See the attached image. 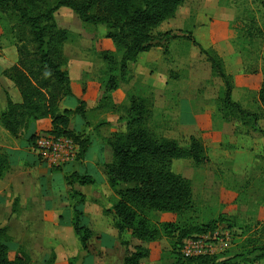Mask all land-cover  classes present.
I'll list each match as a JSON object with an SVG mask.
<instances>
[{
	"label": "rangeland",
	"instance_id": "1",
	"mask_svg": "<svg viewBox=\"0 0 264 264\" xmlns=\"http://www.w3.org/2000/svg\"><path fill=\"white\" fill-rule=\"evenodd\" d=\"M189 1V5L184 7L183 4L181 9L176 10L177 16L175 13L173 19L163 22L151 32L152 35L166 32L178 34L179 38L168 44L169 54L154 55L155 62L141 57L129 64L125 79L118 83V92L110 97L104 96V92L98 103L94 101L95 94L87 96L93 105L90 108L85 106L87 124L79 116H71L69 129L77 130L74 135L80 139L90 137L92 145L88 143V149L89 154H93L97 151L93 142L96 141L95 130L108 126V130L114 131L107 136L102 134L106 142L113 133L125 130L132 100L143 101L147 110L146 121L155 137L174 140L183 149H188L192 137L202 142L208 163L200 166L191 160L172 163V171L191 183V210L181 216L149 214L152 226L160 231V239L154 242L135 245L129 234L122 235L120 239L118 232L115 236L107 234L100 237L102 233L98 230H116L112 226L111 215L104 212L110 209L117 196L107 181L106 192L92 184L85 203L100 205L104 220L90 222L95 231H92L87 252L82 250L74 232L59 234L61 238L57 240V234L54 238L44 236L51 234L49 226L43 236L41 228L30 230L29 234L24 231L14 234L12 228L7 227V236L30 257L32 264H47L51 255L54 256L53 264H93L100 260L123 264L126 250L133 253L135 246L149 250V257L141 260L140 264H195L183 261L179 256V240L182 234L189 233L191 237L203 234H196V231L210 223L229 234L222 247H215L217 255L211 264H264V259L259 258L264 247V107L258 98L259 92L264 89V0H215L219 10L231 11L221 15L202 14L200 8H194V1ZM207 1L210 0H205L204 4ZM200 2L203 3V0ZM54 21L58 29L70 34L62 45L61 55L65 62L63 71L67 72L69 80L72 76L70 88L75 92V97L73 95L71 99H60L58 107L60 112L73 111L78 101L86 99L85 90L90 83L103 90L109 78H119L122 51L105 38L107 30L104 26L83 24L69 9L58 10ZM15 22V17L0 14V55L3 48H12L18 58L16 46L22 45L26 46L27 52L36 51V45L28 34L23 36L27 38L18 41L12 33ZM182 22L181 29L177 28ZM186 38L196 40L203 50L215 52L222 59L227 75L232 77V101L248 114L245 122L236 118L230 122L222 119L219 100L223 84L211 74L205 56ZM104 52L113 55L114 66L103 61ZM84 61L88 63L87 71L82 70L86 65ZM164 76L170 88L163 95H156L152 87L142 83L145 79H153L158 86ZM191 115L196 119L195 129L198 131L193 136L188 133ZM38 121L40 126L32 124L31 129L21 131L16 139L27 140L31 134L37 140L50 137V119ZM25 146L26 143L22 142V149ZM32 146H29V154L23 151L12 154L11 159L17 165L8 171L7 185L4 186V195L11 196L7 197L9 206L19 208L18 199L14 200L16 195L19 200L27 197L37 201L38 209L44 203H47V208L73 206L76 198L72 193L79 184L71 177L74 174L87 175L82 170L84 158L59 167H48L37 154L35 157ZM90 175L96 179L99 177L97 174ZM65 187L68 190L65 191ZM123 187L120 185L118 189ZM165 224H172L178 230L173 235H165L162 228ZM30 225L33 227V223ZM121 240L128 243V248L120 244ZM14 255V251L10 252L11 258Z\"/></svg>",
	"mask_w": 264,
	"mask_h": 264
},
{
	"label": "trees",
	"instance_id": "2",
	"mask_svg": "<svg viewBox=\"0 0 264 264\" xmlns=\"http://www.w3.org/2000/svg\"><path fill=\"white\" fill-rule=\"evenodd\" d=\"M189 0H0V14L13 16L16 22L12 33L18 41L28 34L36 45L35 52H27L26 46H16L17 63L2 73L18 90L21 102L13 103L7 98L6 111L0 115V126L16 138L23 130H29L32 124L43 118L50 119L49 133L54 137L72 138L78 143L79 153L76 159L86 157L88 139L75 136L77 130L70 131L71 116H79L86 125L85 102L78 101L75 110L59 111L62 98H73L70 80L63 71L61 50L69 37V32L57 28L54 16L60 9L71 10L83 24L102 25L107 30L105 38L122 51L119 63V78L111 77L104 86V96L110 97L117 90L127 73L129 64L152 48H161L163 55L169 54L168 44L179 38L172 32L152 35V30L163 22L175 17L176 10ZM20 36L22 38H20ZM181 38L185 36H180ZM199 49L210 65L211 74L218 78L224 87L219 104L222 107V119L230 122L236 118L245 122L248 115L232 101V77L227 75L222 59L215 52L203 50L200 44L186 38ZM103 61L114 66L111 53L102 54ZM47 93V94H46ZM259 102L264 107V89L259 92ZM147 110L141 100H132L129 122L124 131L113 133L106 140L111 150V162L104 165L106 179L111 189L116 191V200L104 213L111 215L112 226L118 237H129L140 242L150 243L160 239V231L153 227L149 214L161 213L181 216L192 208V189L189 180L172 171V163L191 160L196 166L209 162L202 142L190 138L188 149L180 148L174 140L157 138L149 130L146 121ZM29 124V125H28ZM75 134V135H74ZM37 138L31 134L26 143L33 145ZM9 152L0 151V181L10 170ZM80 186L94 184L88 176L74 174L71 177ZM120 185L124 187L118 189ZM72 196L76 202L71 206V226L82 250L88 251L93 232L84 225V205L86 197L76 191ZM165 235H173L178 228L172 224L162 226ZM214 223L197 230L196 234L213 230ZM7 227L0 229V264H32L30 257L19 250L7 236ZM191 235L182 234L178 254L183 261L195 264H211L216 257H197L184 259L180 254L181 245ZM178 241V242H179ZM177 242V243H178ZM123 247L128 243L121 240ZM178 246V245H177ZM14 251L13 258L10 252ZM260 259H264V247ZM149 257V250L135 246L133 253L126 250L123 264H140ZM54 256L47 264H53ZM227 264V263H225Z\"/></svg>",
	"mask_w": 264,
	"mask_h": 264
},
{
	"label": "crops",
	"instance_id": "3",
	"mask_svg": "<svg viewBox=\"0 0 264 264\" xmlns=\"http://www.w3.org/2000/svg\"><path fill=\"white\" fill-rule=\"evenodd\" d=\"M193 1L194 2L192 4H194V8L195 9L200 8V11L202 12V14L211 15V14H215V13H220V15H221L224 13H227V14L231 13V11L229 9L224 11L220 8V10H219L218 4L215 0L214 1H212V0L207 1L205 4H204L205 0H203V3H201L200 0H193ZM189 2H191V1H189ZM189 2L184 3L183 6L186 7L187 5H189ZM192 4H190V5H192ZM182 7H180L179 9H181ZM61 10H67V9L63 8ZM177 12H176V16L178 15ZM182 24H183V22L179 26H176V27L181 29ZM1 53L2 54L0 55V115L6 111L7 98H9L15 104H19L21 102L20 94H19L18 90L15 88V86L13 85V83L11 81H9L8 79H6L4 76H2V73L5 70L16 65L17 56L15 53V50H13L12 48H9V49L3 48L1 50ZM161 54L163 55L161 48H152L149 52L142 54L139 58L147 57V59L149 61L155 62L153 60L154 55H158L160 57ZM86 62L87 61H84V64H86V65H84V67L82 69L83 71L88 70V63H86ZM226 70L229 71V69H226ZM70 81H71V83L73 81V78L71 75H70ZM154 82H155V80H153V79H149V80L145 79L142 83H144L145 85H147L149 87H152L154 89V93L158 96L163 95V93H166V91L170 88V86H168V83H167V77H165V76L162 77V79L160 80V82H162L161 85L157 86V85H155ZM90 84L87 86V88L85 90L86 99H84L85 106L88 108H90L93 105H91V103L87 100V96H89L91 93L95 94L94 95V98H95L94 101H96L98 103L101 99V96L104 93V89L102 90V88L100 86H96L93 83H90ZM72 87H73V84H72ZM118 90L119 89H117L113 94H116L118 92ZM72 94L75 97V92H74L73 88H72ZM95 103H94V105H95ZM189 119H190V122L188 123L189 124L188 133H189V135L193 136V135H196L198 133V131L195 129L196 119H194V117L192 115L189 117ZM35 124L37 126L38 125L40 126L39 121H38V123L36 122ZM107 128H108V126H102V127H99L95 130L96 133H94V134L96 137L95 138L96 141H93V142L97 146V151L93 154H89V149H88V152L86 154V157H85L84 162H83V167H82V170L84 171L83 173H86L88 176H90L93 179V181H94L93 186L98 188V189L100 188L104 192H106L105 190L108 189V185L106 184V181H107L106 175L104 174L105 173L104 165H107L111 162V150L106 145V142L102 138V134H105L107 136L108 134L114 132L112 129L108 130ZM32 130H33V128H32ZM106 136H104V138ZM89 138H86V139H88L90 141V144L92 145V141ZM22 142L26 143V139L24 138L23 140H18L16 138L10 136L8 134V132L5 131L0 126V149L4 150L6 152H9V154H10L8 156V161L10 164V171L12 169H14V166L17 165L14 163L16 161H13L11 159V157L13 156L12 154L19 153L22 151L26 154L31 153L30 152L31 149L27 145V143H26L25 148L22 149ZM32 152L34 153L35 151L32 150ZM36 154L37 153L35 152L34 153L35 157H36ZM31 163H34V161ZM9 172L0 181V227L12 228L11 231H13L14 234L21 233L23 231L29 234L30 230H39L41 228V232H42V236H43V233H45L47 226H49L50 230H51V234L44 235V236H47L48 238H54L55 234H57V235L69 234L70 235L73 233V229L70 226L71 220H72V210H71V205H69V204L67 205V208H64V207L63 208H61V207L57 208L56 206H53L52 208L51 207L47 208L46 207L47 203H44L42 208L40 207L38 209L37 201H33L32 198L28 199L27 197H25L23 199L20 197L21 199L19 200V198H17V195H16L14 200L18 199L17 203H18L19 208H17V209H14L13 207L11 208V206H9L10 204L7 200V197L10 198L11 196L9 194L4 195V193H5V187L4 186L7 185V182L5 179L7 178ZM90 173L95 174V175L97 174L99 176L98 179L91 176ZM90 188H91V185H86V186L77 185V187H75V190H76V192L86 196L87 199H89L88 197L90 196ZM66 190H68V189L65 187V191ZM18 192H19V190H18ZM30 200H32V202ZM29 202L31 204H29ZM29 217H31L30 220H29ZM102 220H104V216L102 214V209H101L100 205H91L90 203H85V205H84V220H83L84 225L87 226L91 231H95V227H92L90 222L96 223V222H101ZM30 223H33V227L30 225ZM40 225H41V227H40ZM98 231H99V233L100 232L102 233L100 237H105L107 234L110 236L117 235V231L114 230L113 228H106V229L98 230ZM60 235L55 239L59 240L61 238ZM134 241H135L134 242L135 245H141L140 241H138L136 239H134ZM93 264H115V263L113 261H110V260H106V261L100 260L97 263H93Z\"/></svg>",
	"mask_w": 264,
	"mask_h": 264
},
{
	"label": "built area",
	"instance_id": "4",
	"mask_svg": "<svg viewBox=\"0 0 264 264\" xmlns=\"http://www.w3.org/2000/svg\"><path fill=\"white\" fill-rule=\"evenodd\" d=\"M35 152L48 167H59L77 158L78 146L65 137L44 136L36 140ZM228 237L227 231L222 232L221 229L214 228L185 241L181 246L180 254L184 259L214 257L217 255L215 247H222Z\"/></svg>",
	"mask_w": 264,
	"mask_h": 264
}]
</instances>
